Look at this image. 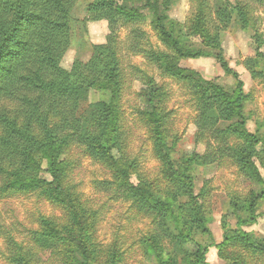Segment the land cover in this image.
Returning a JSON list of instances; mask_svg holds the SVG:
<instances>
[{"label":"trees","instance_id":"1","mask_svg":"<svg viewBox=\"0 0 264 264\" xmlns=\"http://www.w3.org/2000/svg\"><path fill=\"white\" fill-rule=\"evenodd\" d=\"M79 1L0 0V200L32 195L61 211L58 217H38L29 249L4 238L8 264L121 262L114 246L103 255L102 246L94 241L96 214L69 182L72 162L67 155L74 147L108 172L109 180L102 185L120 192L148 222V231L137 244L147 264H206L212 246L225 264H264V238L243 230L256 224L257 208L264 201L259 171L264 170V135L247 129L244 84L224 60L219 39L220 30L234 18L242 30L254 32L257 59H264L259 53L264 40L248 7H229L220 0L210 6L207 0H198L190 22L181 25L169 20L168 0L161 4L145 0L142 8L149 11L150 27L166 53L143 47V33L136 24L144 17L138 10L114 0H93L82 23L106 22V42L92 45L86 62L74 61L65 70L61 61L71 46L72 12ZM255 1L264 5V0ZM120 26L130 28L127 51L142 57L190 98L196 114L194 141L205 146L204 154L176 151L178 138L170 136L172 111L165 105V94L142 71L124 64L117 48ZM194 38L213 53L191 48ZM205 57H213L235 80L231 92L179 67L181 60ZM248 64L251 76H260L264 83V69L254 70L258 60ZM128 71L139 76L145 88L136 95L144 101L136 117L162 184L151 181L128 150L131 131L122 105ZM93 94L98 99L91 102ZM223 161L251 189L247 198L229 202L235 228L224 216L222 241L201 244L198 237L210 236L209 219L203 203L206 187L196 193L195 176L199 168Z\"/></svg>","mask_w":264,"mask_h":264},{"label":"rangeland","instance_id":"2","mask_svg":"<svg viewBox=\"0 0 264 264\" xmlns=\"http://www.w3.org/2000/svg\"><path fill=\"white\" fill-rule=\"evenodd\" d=\"M92 1L80 0L72 12L71 46L61 61V67L65 70H69L74 61L86 62L91 56L92 45H100L106 42V37L109 34L106 22L82 23L86 7ZM114 1L138 10L139 14L144 17V20L136 25L143 33L142 45L145 49L152 48L169 53L160 44L150 27V13L147 9L142 8L145 0ZM163 1L158 0L159 4ZM207 1L212 6L218 0ZM220 1L229 7L247 6L250 16L255 20L258 33L264 40V5L258 4L255 0ZM197 3L198 0H168L167 16L169 20L177 24L187 25L195 13ZM206 22L208 25L210 24L209 21ZM129 32L128 26H120L117 32L119 55L125 65H130L133 70L142 71L146 77L153 80L157 88L163 90L167 101L165 105L172 111L170 136H177L178 138L176 151L185 155L204 154L205 146L196 145L194 141L196 129L193 121L196 114L190 98L180 86L162 77L158 70L149 68L142 57L127 51ZM253 36L252 30H242L234 18L225 29L219 32L223 58L230 69L239 74L244 84L246 101L243 110L247 117V129L251 133L262 136L264 135V83L260 76L257 78L251 76L248 61L258 60L259 64L254 66V70L260 72L264 69V59H257V46ZM191 41V48L202 49L198 44V39L194 38ZM202 50L213 53L210 50ZM259 53L264 56V46L261 47ZM179 67L197 72L206 81H215L228 92L234 89L235 80L224 74L213 57L181 60ZM125 82L122 105L127 127L131 131L128 140L129 153L141 164V171L151 178V181L162 184L158 173L159 166L152 156L146 132L138 124L136 117V109L144 106V101L138 100L136 97L145 89L143 82L139 76H134L133 72L130 71H128ZM97 99L98 96L95 94L89 98L91 102ZM67 159L72 162L70 163V184L75 187V191L83 195V198L96 214L94 215L96 221L94 241L97 245L102 246L103 255H106L107 250L114 246L116 253L122 256L119 264H147L137 244L138 240L148 231V222L141 220V216L126 202L120 192L102 185L103 182L109 180L108 172L86 158L80 149L74 147L67 155ZM259 171L264 180V170L259 167ZM203 187H206V197L203 203L209 219L210 236L198 237L197 241L208 245L210 243L219 244L225 232L222 225L223 217L225 216V221L231 229L236 226V219L228 214L230 200L234 197L247 198L251 186L246 179L237 173L234 167L230 166L227 161H223L220 164L197 170L195 192L198 193ZM256 214L258 217L256 224L243 227V230L264 238V201L259 203ZM60 215L59 209L44 199L32 195H16L0 200V264L9 263L6 260L8 246H6L4 238L7 239L8 236L15 243L22 244L24 250L29 249L31 245L30 231L36 229L38 217H58ZM10 255L8 254V257ZM100 260L102 261L103 258ZM206 264H225L218 257L214 246L208 250Z\"/></svg>","mask_w":264,"mask_h":264}]
</instances>
